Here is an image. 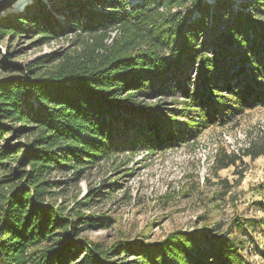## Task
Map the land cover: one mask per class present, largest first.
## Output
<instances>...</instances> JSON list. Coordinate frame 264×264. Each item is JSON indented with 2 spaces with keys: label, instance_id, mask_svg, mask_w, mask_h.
<instances>
[{
  "label": "trees",
  "instance_id": "trees-1",
  "mask_svg": "<svg viewBox=\"0 0 264 264\" xmlns=\"http://www.w3.org/2000/svg\"><path fill=\"white\" fill-rule=\"evenodd\" d=\"M47 1L49 8L34 0L0 15V41L69 35L78 46L51 69L44 66L50 56L24 67L0 63V264L236 257L238 249L204 230L175 231L158 243L118 239L109 247L79 239L82 230L109 222L55 207L50 175L69 173L76 183L100 161L194 142L207 128L264 106V0L239 3L236 11L232 0ZM169 98L178 108L165 112ZM243 155H264L263 141ZM223 160L220 169L238 157ZM234 221L238 232L252 227Z\"/></svg>",
  "mask_w": 264,
  "mask_h": 264
},
{
  "label": "rangeland",
  "instance_id": "rangeland-1",
  "mask_svg": "<svg viewBox=\"0 0 264 264\" xmlns=\"http://www.w3.org/2000/svg\"><path fill=\"white\" fill-rule=\"evenodd\" d=\"M33 1H25L18 10ZM40 1L51 6L47 0ZM232 1L236 11L247 0ZM77 48L69 35L44 41L35 33L6 37L0 41V63L24 67L50 56L53 62L44 66L51 69L60 56L71 55ZM5 76L0 68V80ZM172 108L178 106L166 99L163 110ZM262 141L264 144V106L246 110L226 126L207 128L194 142L153 153L144 149L134 155L120 153L113 161H100L82 172L76 183L69 180V173L54 171L50 180L56 188L50 202L66 212L107 220V228H88L78 236L102 247L118 239L158 243L175 231L204 230L238 249L237 256L226 263L213 259L210 264H264V224L260 222L264 219V190L259 189L264 182V155L256 159L243 155L253 143ZM224 156L238 160L220 169ZM89 197L88 206H81ZM237 219L252 227L238 232ZM79 227L84 229V224ZM133 259L124 264H132Z\"/></svg>",
  "mask_w": 264,
  "mask_h": 264
},
{
  "label": "water",
  "instance_id": "water-1",
  "mask_svg": "<svg viewBox=\"0 0 264 264\" xmlns=\"http://www.w3.org/2000/svg\"><path fill=\"white\" fill-rule=\"evenodd\" d=\"M21 0H0V15L6 12H13V8Z\"/></svg>",
  "mask_w": 264,
  "mask_h": 264
},
{
  "label": "bare ground",
  "instance_id": "bare-ground-1",
  "mask_svg": "<svg viewBox=\"0 0 264 264\" xmlns=\"http://www.w3.org/2000/svg\"><path fill=\"white\" fill-rule=\"evenodd\" d=\"M27 0H21L19 3H17L15 5V7L13 8L14 11H19L18 9L20 8V6Z\"/></svg>",
  "mask_w": 264,
  "mask_h": 264
}]
</instances>
